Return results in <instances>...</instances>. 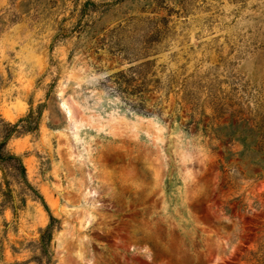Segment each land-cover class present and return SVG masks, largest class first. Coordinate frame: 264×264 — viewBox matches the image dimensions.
I'll return each instance as SVG.
<instances>
[{
    "label": "rangeland",
    "instance_id": "obj_1",
    "mask_svg": "<svg viewBox=\"0 0 264 264\" xmlns=\"http://www.w3.org/2000/svg\"><path fill=\"white\" fill-rule=\"evenodd\" d=\"M239 116L264 0H0V264H264Z\"/></svg>",
    "mask_w": 264,
    "mask_h": 264
},
{
    "label": "trees",
    "instance_id": "obj_2",
    "mask_svg": "<svg viewBox=\"0 0 264 264\" xmlns=\"http://www.w3.org/2000/svg\"><path fill=\"white\" fill-rule=\"evenodd\" d=\"M143 90L138 89L137 91L140 94L139 101L142 100ZM16 126L17 124H11L7 133L0 139V161H16L24 178L25 169L20 156L15 153H5L4 155L1 153L7 139L16 131ZM217 126L220 130L214 133L215 138L222 143L229 142L231 139L239 142L242 149L238 153V162L244 164L247 173H251V166L256 167L254 174L258 178L262 177L261 172L264 170V121L260 120L251 125L248 117L239 116L237 119L228 117L225 122L217 123ZM228 128H231L230 131H225ZM226 152L225 158L228 157V151L226 150ZM53 218L50 215V219L53 220ZM47 227H51V224H48Z\"/></svg>",
    "mask_w": 264,
    "mask_h": 264
},
{
    "label": "bare ground",
    "instance_id": "obj_3",
    "mask_svg": "<svg viewBox=\"0 0 264 264\" xmlns=\"http://www.w3.org/2000/svg\"><path fill=\"white\" fill-rule=\"evenodd\" d=\"M66 112H67V114H68V115L70 114V111H69V109H67V110H66Z\"/></svg>",
    "mask_w": 264,
    "mask_h": 264
}]
</instances>
